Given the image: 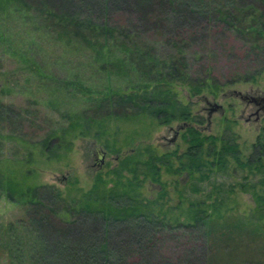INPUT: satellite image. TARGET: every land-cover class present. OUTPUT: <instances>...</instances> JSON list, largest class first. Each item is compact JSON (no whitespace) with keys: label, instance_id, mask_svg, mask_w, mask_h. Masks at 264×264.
Returning a JSON list of instances; mask_svg holds the SVG:
<instances>
[{"label":"trees","instance_id":"16d2710c","mask_svg":"<svg viewBox=\"0 0 264 264\" xmlns=\"http://www.w3.org/2000/svg\"><path fill=\"white\" fill-rule=\"evenodd\" d=\"M14 10L37 33L88 55L107 80L86 96L95 115L67 108L61 115L67 120L33 142L48 159L66 156L74 137H101L93 128L106 119L194 120L192 103L173 89L177 84L193 96L217 94L264 74V0H0V14ZM113 78L126 86H114ZM70 81L60 89L71 88ZM6 110L13 111L0 99L2 117ZM183 137L184 151L151 152L146 159L127 154L111 169L116 177L99 174L87 190L74 183L64 192L53 183L30 181L28 171L0 166V195L23 205L17 220L1 224L0 261L6 253L5 264H235L240 259L230 245L215 249V232L233 223L264 238V127L246 155L235 132L207 134L187 123ZM232 164L245 170V181L231 182L227 190L229 196L238 189L252 193L255 205L248 214L221 207L227 196L222 190L206 203L219 187L215 178ZM163 165L190 177L181 187L176 179L179 213L164 207ZM125 171L132 177L125 180ZM147 176L161 184L159 197H140L137 187ZM186 192L191 199L184 205ZM169 232L178 234L170 242Z\"/></svg>","mask_w":264,"mask_h":264},{"label":"rangeland","instance_id":"374dc122","mask_svg":"<svg viewBox=\"0 0 264 264\" xmlns=\"http://www.w3.org/2000/svg\"><path fill=\"white\" fill-rule=\"evenodd\" d=\"M7 14H0V99L7 107L13 109L6 110L4 117L0 115V131L4 134L0 135L2 140L0 166L6 172L13 170L20 174L28 171L31 173L30 181L53 183L64 192H67V188L74 183L87 190L92 187L99 174L106 179L116 177L111 169L118 166L119 160L127 154L146 159L151 152L164 153L174 149L184 151L188 146L183 137L187 123L198 126L207 134L235 132L242 155L250 153L252 143L264 127V110H261L259 116L255 115L254 103H248L231 93V90L236 88L248 93L260 91L264 95V74L256 81L239 80L226 85L217 94L205 90L193 96L188 86L177 84L173 89L182 101L192 103L193 115L197 116L194 120L175 119L170 123L159 124L150 116L139 121L106 119L93 128V133L101 132V137L92 135L74 137L73 147L66 156L59 160L48 159L40 152V145L33 142L45 135L50 127L65 122L67 119L61 115L67 108L87 110L95 115L96 109L90 108L92 103L86 96L91 94L90 88L96 93L95 90L107 80L102 76L103 73L89 63L91 58L88 55L33 30L31 21L26 22L22 11L14 10ZM65 79H72V82H69L71 88L61 90L60 86L64 84ZM111 83L114 86L125 87L127 82L124 79L113 78ZM205 97L223 107V110L212 112L211 120L208 118V103ZM98 112L101 110L98 109ZM177 132V139L173 143L170 139ZM98 148L106 151L102 165L96 163L100 156ZM114 148H119L120 151ZM173 159L174 166L179 165L176 156ZM124 173L125 180L128 176L132 177V172ZM244 173V169L232 164L226 173L218 175L215 179L219 187L215 188L211 197L206 198V203H213L218 190H222L227 196L221 207L228 204L234 207L237 214H248L255 205L252 193L238 189L229 196L227 190L231 182L245 181ZM161 179L166 182L168 190L164 198L166 201L164 207L168 208L170 204L175 206L173 207L175 213H179L177 205L180 196L176 189V179L180 180L181 187L190 179L188 173L173 174L163 165ZM250 179L255 181L254 177ZM206 182L204 184L210 189L212 184ZM137 188L140 197L146 199L159 197L162 186L147 176ZM185 197L187 201L184 205H187L191 198L187 192ZM22 214L23 205L9 200L4 194L0 195V232L1 224L8 225ZM177 235L169 232L166 237L170 242ZM215 236V249H222L226 245L234 249L235 257L240 259L235 261V264H246L244 259L253 260V264H264V238L259 239L246 229H241L239 224L233 223L215 232ZM164 248L169 249V246L165 245ZM5 254H2L0 264H5Z\"/></svg>","mask_w":264,"mask_h":264},{"label":"flooded vegetation","instance_id":"af4514ba","mask_svg":"<svg viewBox=\"0 0 264 264\" xmlns=\"http://www.w3.org/2000/svg\"><path fill=\"white\" fill-rule=\"evenodd\" d=\"M251 94H253V95H258V94H261V93H258V92H255V91H253ZM205 99V101L207 102V100H206V97L204 98ZM208 103V118H209V120H211V118H210V115L212 114V112L214 111V110H223V107H217L215 104H213V103H209V102H207ZM255 105H256V108H255V110H254V113H255V115H257V116H259L260 115V113H261V110L263 109L262 108V106H264V103H263V101H261V103L260 104H257V103H254ZM214 107H216V109H214ZM214 109V110H213ZM250 117V116H249ZM248 117V118H249ZM177 134V135H176ZM175 135H176V137H175V135H174V137L173 138H171L170 140H171V142H175L176 141V139H177V136H178V132L176 133ZM103 148H100L99 150H98V152H99V155L100 156H98V158H97V160H96V163L97 164H99V165H102L103 163H104V157H105V150L103 149Z\"/></svg>","mask_w":264,"mask_h":264},{"label":"water","instance_id":"95a60500","mask_svg":"<svg viewBox=\"0 0 264 264\" xmlns=\"http://www.w3.org/2000/svg\"><path fill=\"white\" fill-rule=\"evenodd\" d=\"M255 92L260 93V91H255ZM231 93L234 94V95H237V96L241 97V99L247 101L248 103L252 102V103L260 104L261 101H263V103H264V95H262V94L253 95V94H251V93L244 92V91H242V90H240V89H236V88L232 89V90H231ZM206 100H207V102H209V103H213V104H215L217 107H218V106H219V107H220V106L222 107L221 104H219V103H217V102H211L207 97H206ZM262 108H263V110H264V106H262ZM214 109H216V107H214ZM214 109H213V110H214ZM176 135H177V134H176ZM176 135H175V137H176ZM99 149H100V148H98V150H99ZM102 150H103V149H102ZM99 151H100V150H99Z\"/></svg>","mask_w":264,"mask_h":264}]
</instances>
